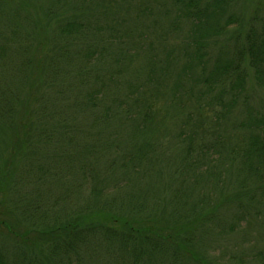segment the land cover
Wrapping results in <instances>:
<instances>
[{
  "label": "trees",
  "instance_id": "16d2710c",
  "mask_svg": "<svg viewBox=\"0 0 264 264\" xmlns=\"http://www.w3.org/2000/svg\"><path fill=\"white\" fill-rule=\"evenodd\" d=\"M94 261L264 264V0H0V264Z\"/></svg>",
  "mask_w": 264,
  "mask_h": 264
},
{
  "label": "rangeland",
  "instance_id": "374dc122",
  "mask_svg": "<svg viewBox=\"0 0 264 264\" xmlns=\"http://www.w3.org/2000/svg\"><path fill=\"white\" fill-rule=\"evenodd\" d=\"M255 4H260V3H259V2H254V3H252V5H255ZM245 12L248 13L247 10H245ZM251 13H253V11H251ZM254 102H255V101H254ZM92 264H96V262L94 261Z\"/></svg>",
  "mask_w": 264,
  "mask_h": 264
}]
</instances>
